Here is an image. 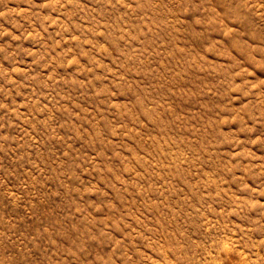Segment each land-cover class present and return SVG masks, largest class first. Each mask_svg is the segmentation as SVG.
<instances>
[{
    "label": "rangeland",
    "instance_id": "obj_1",
    "mask_svg": "<svg viewBox=\"0 0 264 264\" xmlns=\"http://www.w3.org/2000/svg\"><path fill=\"white\" fill-rule=\"evenodd\" d=\"M0 264H264V0H0Z\"/></svg>",
    "mask_w": 264,
    "mask_h": 264
}]
</instances>
